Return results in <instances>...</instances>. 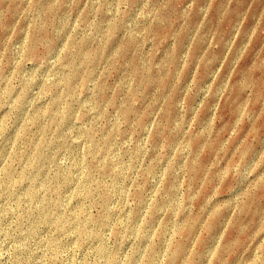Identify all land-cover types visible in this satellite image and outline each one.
I'll return each mask as SVG.
<instances>
[{
	"label": "rangeland",
	"instance_id": "1",
	"mask_svg": "<svg viewBox=\"0 0 264 264\" xmlns=\"http://www.w3.org/2000/svg\"><path fill=\"white\" fill-rule=\"evenodd\" d=\"M171 262L264 264V0H0V264Z\"/></svg>",
	"mask_w": 264,
	"mask_h": 264
},
{
	"label": "bare ground",
	"instance_id": "2",
	"mask_svg": "<svg viewBox=\"0 0 264 264\" xmlns=\"http://www.w3.org/2000/svg\"><path fill=\"white\" fill-rule=\"evenodd\" d=\"M180 250H181V248H178V249L176 250V253H175V254H177L178 252H180ZM112 260H113V259H110L109 262L112 263ZM171 264H172V262H171Z\"/></svg>",
	"mask_w": 264,
	"mask_h": 264
}]
</instances>
